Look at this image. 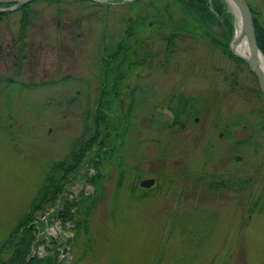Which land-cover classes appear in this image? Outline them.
I'll list each match as a JSON object with an SVG mask.
<instances>
[{"label": "rangeland", "instance_id": "obj_1", "mask_svg": "<svg viewBox=\"0 0 264 264\" xmlns=\"http://www.w3.org/2000/svg\"><path fill=\"white\" fill-rule=\"evenodd\" d=\"M128 2L33 1L21 54L13 46L21 10L0 19V244L52 162L92 125L96 55L122 38L135 14ZM150 2L173 20L185 16L174 0H142L140 10ZM247 2L264 26V0ZM166 28L137 31L152 56L121 87L124 109L131 92L135 100L131 126L96 169L101 188L87 181L94 145L56 203L30 222L31 255L57 250L64 264H264V102L255 76L199 34L174 38L166 59ZM178 96L197 114L174 121L168 104ZM145 178L155 179L150 189L139 186ZM66 199L77 201L75 224L55 216Z\"/></svg>", "mask_w": 264, "mask_h": 264}, {"label": "trees", "instance_id": "obj_2", "mask_svg": "<svg viewBox=\"0 0 264 264\" xmlns=\"http://www.w3.org/2000/svg\"><path fill=\"white\" fill-rule=\"evenodd\" d=\"M46 1L60 2L62 0ZM174 1L179 4L185 15L177 21L173 20L170 14L164 12L166 10L158 9L151 2L145 4L151 10H140L142 0L128 2V6L131 7V10L135 14H127L124 20L122 38L109 48H106L102 44L101 50L96 55L99 89L92 114V125L89 126L86 121L82 134L72 142L68 154L63 159L52 162L43 183L36 192L31 207L1 242L0 264H64L59 259V251L57 250H48L47 254L42 257L31 255L32 246L36 239V232L32 229L33 227L30 222L34 220L36 213L44 212L48 206L56 203V200L59 199L58 197L63 193L65 179L70 175L72 177L82 167L89 151L94 145H97V151L91 159L93 163L91 167L96 170L99 164H101V159L114 154L116 145L122 146L124 144L130 131L135 100L131 92L128 106L124 109L121 87L124 85V80L128 74L133 73L136 68L143 64L144 60H148L152 56V52L146 44L134 40L136 39L137 31L142 26L147 27L152 22L153 27L163 29L167 27L166 29L169 33L164 37L167 45L166 59H169L172 54L174 38L183 33L188 35L199 34L221 50L223 54L247 66L245 62L229 52L227 38L232 36L233 15L227 10V4L224 0ZM30 4H26L20 8L22 12L21 27L18 37L13 42V46L17 49L18 54H21L22 49L25 47V29L28 24ZM6 6L8 5H0V7ZM248 6L253 18L258 47L264 52V26L259 22L256 11L249 3ZM7 14L8 12L0 13V19ZM164 24H166L165 27ZM213 27H217L218 31L215 32ZM146 38L150 39L149 37ZM145 42H148V40ZM139 52H141V55H139ZM257 92L261 95L259 87ZM190 100L191 98L178 96L175 99L174 107L171 105L173 99L170 101L168 108L175 116L174 121L183 118L184 113L186 115L197 114L198 111L194 112L190 108ZM262 111L264 112V105ZM261 126L264 128V123L260 124ZM87 181L94 185L98 191L101 188L99 170L90 175ZM66 202L67 199L60 202V208L57 209L55 216L59 217L62 222L69 221L75 224L72 208L77 205V201L67 204ZM86 228L85 225V230Z\"/></svg>", "mask_w": 264, "mask_h": 264}, {"label": "water", "instance_id": "obj_3", "mask_svg": "<svg viewBox=\"0 0 264 264\" xmlns=\"http://www.w3.org/2000/svg\"><path fill=\"white\" fill-rule=\"evenodd\" d=\"M33 1L36 0H0V5H8L6 7H0V13L19 10L26 4H29ZM224 1L226 2L228 8L231 10L235 19V29L233 31V34L231 37L227 38L229 52L247 64L249 71L252 72L256 77V81L264 102V68L261 65L262 62L264 63V56L257 44L253 18L247 0ZM242 43L246 44V55L239 53L237 49V46ZM182 126H184V123H182ZM239 158V156L236 157L237 160ZM154 183V178H145L139 181V186L142 188H150ZM63 251H65V249H63Z\"/></svg>", "mask_w": 264, "mask_h": 264}, {"label": "bare ground", "instance_id": "obj_4", "mask_svg": "<svg viewBox=\"0 0 264 264\" xmlns=\"http://www.w3.org/2000/svg\"><path fill=\"white\" fill-rule=\"evenodd\" d=\"M237 49H238L239 53L244 54V55L247 54V47H246V44H245V43L239 44V45L237 46ZM260 59H261V58H260ZM261 62H262V60H261ZM261 65H262L263 68H264V63H263V62L261 63Z\"/></svg>", "mask_w": 264, "mask_h": 264}, {"label": "flooded vegetation", "instance_id": "obj_5", "mask_svg": "<svg viewBox=\"0 0 264 264\" xmlns=\"http://www.w3.org/2000/svg\"><path fill=\"white\" fill-rule=\"evenodd\" d=\"M214 125L216 126V125H217V123L215 122V123H214ZM222 133H223V132H222V131H220V133H219V136H221V135H222ZM148 189H150V188H148Z\"/></svg>", "mask_w": 264, "mask_h": 264}]
</instances>
